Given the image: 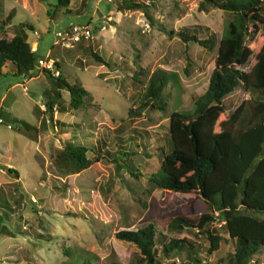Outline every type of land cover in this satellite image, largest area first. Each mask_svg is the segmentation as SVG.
<instances>
[{"label":"rangeland","instance_id":"1","mask_svg":"<svg viewBox=\"0 0 264 264\" xmlns=\"http://www.w3.org/2000/svg\"><path fill=\"white\" fill-rule=\"evenodd\" d=\"M135 1L148 5L154 26L141 11L119 10L120 0H71L68 8L57 7L55 0H0V38L13 36L4 26L8 15L10 23L31 24L34 30L27 31L28 40L37 41V55L52 60L54 72L80 83L93 100L79 110L61 112L70 101L63 90L54 111L40 114L36 108L45 110L43 89L48 87L42 68L37 66L32 79L15 76L12 65L0 74V109L8 113L0 115V264H80L82 254L92 256L96 264H133L138 248L116 234L149 224L162 232L159 216L181 214L190 200L185 194L151 189L148 183L159 171L162 152H170L169 114L191 116L194 100L207 89L214 68L215 50L185 43L176 34L187 28L202 39L211 33L219 38L232 17L213 7L200 11L203 0ZM71 26H89L92 38L65 46L56 32ZM91 51L108 65L95 62ZM186 56L191 60L189 75ZM254 62L251 57L241 69L249 71ZM158 69L175 76L166 89L170 95L166 110L147 109L129 116L137 105L132 78L142 70L145 75L139 78L145 84ZM250 97L242 87L236 88L224 99L227 112ZM15 119L36 129L27 132ZM74 134L90 150L102 151L100 160L63 177L52 157ZM90 150L88 157H95ZM2 166L17 170L19 178ZM192 210L199 214L205 208L198 200ZM221 224L214 222L209 230L217 229L227 238ZM177 237L193 244L201 264H212L233 250L232 242H222L209 254L207 236L194 230ZM158 259L164 264H196L185 252L166 258L161 247ZM252 264H264V249Z\"/></svg>","mask_w":264,"mask_h":264},{"label":"trees","instance_id":"2","mask_svg":"<svg viewBox=\"0 0 264 264\" xmlns=\"http://www.w3.org/2000/svg\"><path fill=\"white\" fill-rule=\"evenodd\" d=\"M55 1L57 7L63 8H68L71 3V0ZM209 7L231 14L232 19L219 38L211 33L202 39L196 31L187 28L176 34L185 43H197L209 52L215 50L214 68L207 89L194 100L191 116L177 111L169 114L170 152H162L159 171L148 178L151 189L185 194L190 200L181 214L159 216L157 223L162 232L157 233L149 224L116 234L118 240L138 248L137 262L133 264H164L158 259L159 247L166 258L172 253L185 252L192 262L201 264L202 260L193 254V244L177 237L186 229L207 236L209 254L217 252L222 242H232L233 250L212 264H252L255 255L264 249V0H203L199 4L200 11H207ZM119 10L141 11L150 25H155L144 2L120 0ZM9 20L8 15L4 26L10 24ZM9 29L12 38H0V74L5 66L12 65L15 76L30 79L42 58L27 41V31L34 28L24 22L13 24ZM168 33L175 34L174 30ZM90 56L95 62L108 65L95 51H91ZM251 57L255 62L250 70H242ZM186 60L185 73L189 75V56ZM55 67H59L57 63ZM42 72L48 80V87L43 89L45 110L36 108L40 114L54 111L62 99L63 90L69 93L70 101L68 108L60 107L61 112L79 110L92 103L89 91L80 83H70L47 68H42ZM143 75L140 70L132 78L138 91L135 96L137 105L129 110V116L139 115L147 109L165 111L169 104L170 95L166 89L174 84L175 76L158 69L142 84L139 77ZM238 87L249 92L251 97L228 113L224 99ZM0 115L7 117L8 113L0 109ZM15 122L21 123L27 132L36 129L23 120L15 119ZM75 137L77 134L52 157L56 171L63 177L79 174L100 160L102 151L90 150ZM89 150L96 156L88 157ZM122 154L126 153L122 151ZM2 167L19 178L17 170ZM198 200L205 210L192 214V206ZM217 221L222 223L220 227L227 238L222 237L217 229L209 230V226ZM66 253L71 250L68 248ZM78 261L80 264H96L89 255H80Z\"/></svg>","mask_w":264,"mask_h":264},{"label":"built area","instance_id":"3","mask_svg":"<svg viewBox=\"0 0 264 264\" xmlns=\"http://www.w3.org/2000/svg\"><path fill=\"white\" fill-rule=\"evenodd\" d=\"M35 33L37 34V32ZM56 36L60 39L62 44L72 47L82 41H88L91 39L92 32L89 26H71L68 30L56 32ZM38 67L47 68L53 71L54 62L48 58L42 57L38 60ZM57 73L54 72L55 75H57ZM25 91H28L27 87H25Z\"/></svg>","mask_w":264,"mask_h":264},{"label":"crops","instance_id":"4","mask_svg":"<svg viewBox=\"0 0 264 264\" xmlns=\"http://www.w3.org/2000/svg\"><path fill=\"white\" fill-rule=\"evenodd\" d=\"M13 25V22L12 23H10L9 25H7L6 26V28H9L10 26H12ZM30 44H31V46H32V49L35 51L36 50V48H37V41L36 40H34V41H32V42H30L29 40H27ZM34 77V76H33ZM32 77V78H33ZM32 78H30V79H32ZM0 108H1V106H0Z\"/></svg>","mask_w":264,"mask_h":264}]
</instances>
